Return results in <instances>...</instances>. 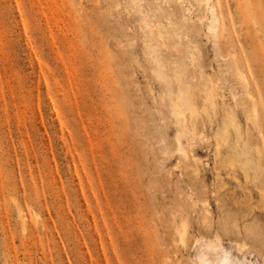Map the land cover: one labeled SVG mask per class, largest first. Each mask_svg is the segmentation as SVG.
Masks as SVG:
<instances>
[{"label": "rangeland", "instance_id": "1", "mask_svg": "<svg viewBox=\"0 0 264 264\" xmlns=\"http://www.w3.org/2000/svg\"><path fill=\"white\" fill-rule=\"evenodd\" d=\"M213 1L217 38L203 0H0V264H187L213 225L264 256V0Z\"/></svg>", "mask_w": 264, "mask_h": 264}, {"label": "bare ground", "instance_id": "2", "mask_svg": "<svg viewBox=\"0 0 264 264\" xmlns=\"http://www.w3.org/2000/svg\"><path fill=\"white\" fill-rule=\"evenodd\" d=\"M203 1L205 4L207 14H208V19H209L208 31L210 32V34L214 36V38H217L219 37V25L221 23L220 22L221 16L217 8V4L213 0H203ZM257 2L262 4V0H257ZM145 27L149 29L150 32H153V26L150 25L149 23H145ZM158 36L159 38L162 37L160 32H158ZM158 66L161 67L158 70V76L159 78L163 79L165 77L163 74V66L161 63H158ZM240 81L245 85L247 94L250 97H252L250 89H249V82L247 81V79L243 75H241ZM164 95L167 99V104L170 108V113L175 120V124H177L179 127L178 136L176 140V143H177L176 153L178 152L183 157H186L187 154L182 146V138H184V136L186 135L188 136L194 135L195 118L199 116L198 111L195 107V104L192 103V100L187 95V93L181 88V86H177L176 88L170 87L166 89ZM213 98L211 95H209V97L206 99L207 100L206 102L208 103L210 102L211 105L214 106L215 103L213 102V100L215 101V99ZM247 120L257 122V111L255 108L252 109V114L251 116L247 117ZM233 124L229 120H224L222 123V126H219L215 134V139L217 142V149H219L222 143H228V140L230 137L228 128L232 126ZM255 125H257V123H255ZM262 141L264 143V140ZM237 147L240 148V146H237ZM235 153L238 154V152H235ZM242 155H246L245 151L242 152ZM241 168L247 175V173L250 170L255 169V166L252 164L250 159H247L242 164ZM195 173L197 175L198 171L195 170ZM217 176L219 175L217 174ZM175 217L176 216L174 215L173 220H175ZM213 226H214L213 235L211 236L207 235V236H202V237L196 236L197 238H195L192 243L193 246L189 253L187 264H264V256L262 255V253H260L254 248L247 247V245L238 244L236 242L225 243L224 239L221 236L219 228L216 225H213ZM178 232H179V242L181 244H186V236H185L186 231L181 230Z\"/></svg>", "mask_w": 264, "mask_h": 264}]
</instances>
